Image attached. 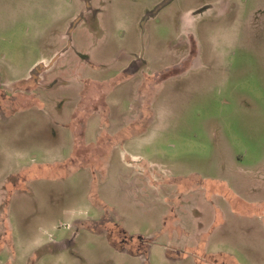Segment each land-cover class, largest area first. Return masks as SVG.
<instances>
[{"label": "rangeland", "instance_id": "rangeland-1", "mask_svg": "<svg viewBox=\"0 0 264 264\" xmlns=\"http://www.w3.org/2000/svg\"><path fill=\"white\" fill-rule=\"evenodd\" d=\"M65 2L0 0V70L57 59L0 82L44 104L0 111V264H264V0Z\"/></svg>", "mask_w": 264, "mask_h": 264}, {"label": "crops", "instance_id": "crops-1", "mask_svg": "<svg viewBox=\"0 0 264 264\" xmlns=\"http://www.w3.org/2000/svg\"><path fill=\"white\" fill-rule=\"evenodd\" d=\"M81 2H85L86 3V6H87V19H85V18H82L81 17V13H78V10H76V0H66V6L67 7H69V13H71L70 14V16H69V19H71L70 21H69V25H68V28L70 29L69 30V32L71 31V30H73V29H78V31H80L81 29L82 30H85V31H88V0H81ZM71 10H73V11H71ZM90 10H91V12L93 13V16L92 17H95V19H98V17H100L101 15H102V11H103V9H99V11L98 10H93L92 8H91V6H90ZM190 16H194V13L193 14H190L188 17H190ZM74 17V18H73ZM73 18V19H72ZM189 21V20H188ZM81 27V28H80ZM37 33H41L42 31L40 30V28H39V26H36V28L34 29ZM188 33H189V35L191 34V29H189L188 31H187ZM192 35L193 36H195L194 35V33H193V31H192ZM68 37V35L66 34L65 36H64V38H67ZM69 38H70V41H71V43L73 44V41L71 40V39H73V36L72 35H70L69 34ZM84 55L85 56H83L81 53H79V56H80V58H82V59H86V62L88 63V53L87 52H85L84 51ZM195 62H198L199 64H201L200 62H201V60H200V58H199V56H198V52H196V55H195ZM56 60L57 59H55V60H50L49 59V61H47L46 63H43V64H41L40 63V61L38 60L37 62H35L34 64H32V65H29L28 67H27V69H25L24 71H23V69H16V71L14 72V73H12V65H10V67L9 68H7V69H3V70H0V82L3 84V82L6 80V79H8V77H6V75H9L10 76V84H12V83H15V82H18V81H20L22 84H26V83H29V81H31V80H33V79H36L37 81H41V80H46V76L48 75V74H51L52 72H53V70H55V67H54V65H55V63H56ZM41 64V65H40ZM35 65H38V66H36V67H34ZM40 65V66H39ZM59 74H62V73H59ZM77 78V80H75ZM76 78L74 79V77H73V80H75V81H77L80 85H83L82 86V88L84 89H86V86H87V84H88V79H86V78H81V77H79L78 76V73H76ZM126 82H129V81H126ZM63 84H64V81L62 80V79H57L55 82H53L52 83V90H55L56 88H58V87H60V86H63ZM49 84H46L45 86H48ZM26 86V85H25ZM26 87H28V86H26ZM122 87H124V85L123 86H120V87H118V89H116L115 91H113L112 93L114 94V95H117L118 93H119V91H120V89L122 88ZM8 88V87H7ZM6 88V89H7ZM35 94H32V95H34V100L32 101L33 103H31L32 105H29V104H25V105H22V106H19V107H15V109H13V105H11L12 103H14L13 101H11L10 102V105L11 106H9V108L7 107V109L5 110V109H1L2 108V106H0V111H4L8 116H10V115H14V114H16L17 112H19V111H25V110H29L30 108H32L34 105L35 106H38L39 108H44L43 106H44V104L41 102V100L39 99V95L40 94H38L37 92H34ZM111 93V94H112ZM27 95V94H26ZM26 95H24L25 97H28L24 102L26 103V102H28L30 99V96H26ZM36 95V96H35ZM137 96H138V98H139V102H140V104H141V101H140V92L138 91L137 92ZM112 97V96H111ZM111 97H108L107 98V101L111 104V101H109V98H111ZM23 98V97H22ZM87 100V103L85 102ZM64 103H66V105H68L69 104V102L67 103V101L66 102H64ZM88 104V97L87 96H85L84 97V93L83 92H81V95H80V99H79V101H78V105H77V107H76V109H77V111L76 112H74V114H73V116L75 115V113H76V115H79V113H85V111H88L87 110V105ZM110 108H111V110H112V107H111V105L109 106ZM17 108V109H16ZM15 110V111H14ZM84 111V112H83ZM88 113V112H87ZM113 117V116H112ZM87 121H86V124H87V122H88V119H86ZM64 123H66V122H64ZM67 124H69V123H67ZM66 124V125H67ZM88 127V126H87ZM64 128H66L65 126H64ZM87 141H88V128H87V131H86V138H85ZM233 158V157H232ZM239 159H241V157H239ZM242 160V159H241ZM226 181V185H228L229 187H232V184H231V182L230 181H228V180H224V182Z\"/></svg>", "mask_w": 264, "mask_h": 264}, {"label": "trees", "instance_id": "trees-1", "mask_svg": "<svg viewBox=\"0 0 264 264\" xmlns=\"http://www.w3.org/2000/svg\"><path fill=\"white\" fill-rule=\"evenodd\" d=\"M33 103V102H32ZM13 109H15V107H13ZM17 109V108H16ZM15 111V110H14ZM118 226V225H117ZM119 230H120V233L121 235H123L125 238L122 240L124 243L128 242L129 243V240H130V237L128 236V234L123 230L121 229L120 226H118ZM92 229V228H90ZM94 230V229H93ZM108 232V231H107ZM108 239L110 241V243L116 247L117 249L119 250H127L128 247L125 245H120L121 243L120 242H116L115 239H113V236L110 232H108ZM133 239V238H132ZM144 241H139V242H142L144 243V245L146 246V248L142 249L141 247L139 248H134L132 247L131 249H128L131 253H135V254H138V253H145L147 254L148 253V250H149V247H150V241L149 240H146V239H143ZM131 244H133V241H131Z\"/></svg>", "mask_w": 264, "mask_h": 264}, {"label": "flooded vegetation", "instance_id": "flooded-vegetation-1", "mask_svg": "<svg viewBox=\"0 0 264 264\" xmlns=\"http://www.w3.org/2000/svg\"><path fill=\"white\" fill-rule=\"evenodd\" d=\"M0 106H2V104L0 103Z\"/></svg>", "mask_w": 264, "mask_h": 264}]
</instances>
